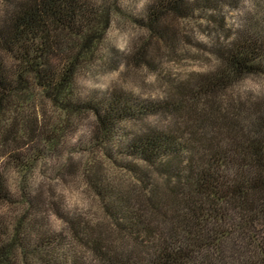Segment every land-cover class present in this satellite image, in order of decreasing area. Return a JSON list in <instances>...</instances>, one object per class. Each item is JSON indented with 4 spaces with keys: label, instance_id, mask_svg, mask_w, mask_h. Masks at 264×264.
Instances as JSON below:
<instances>
[{
    "label": "trees",
    "instance_id": "16d2710c",
    "mask_svg": "<svg viewBox=\"0 0 264 264\" xmlns=\"http://www.w3.org/2000/svg\"><path fill=\"white\" fill-rule=\"evenodd\" d=\"M97 1L0 0V149L28 171L39 160L31 144L57 146L89 115L91 143L123 173L84 168L103 217L57 208L56 226L46 194L24 181L13 191L0 164V209L15 211L0 212V264H264V100L237 93L242 78L264 73V40L219 44L216 67L170 79L162 99L124 88L84 97L79 74L112 21ZM219 7L150 0L132 61L153 66L162 49L177 51L183 21ZM38 99L60 113L52 129L31 115ZM153 116L169 125L144 122Z\"/></svg>",
    "mask_w": 264,
    "mask_h": 264
},
{
    "label": "rangeland",
    "instance_id": "374dc122",
    "mask_svg": "<svg viewBox=\"0 0 264 264\" xmlns=\"http://www.w3.org/2000/svg\"><path fill=\"white\" fill-rule=\"evenodd\" d=\"M149 1H97L112 9V21L97 57L79 74L77 83L81 96L124 88L142 100L162 99L170 79L181 80L216 67L218 62L214 48L219 44H227L241 35L264 40V0H219L220 7L214 17H196L181 23L183 40L177 51L171 53L162 49L155 54L157 63L153 66L137 63L132 61L131 55L135 46L147 38L138 20L143 17ZM237 90L244 97L251 92L254 98L264 100V73L245 76L239 81ZM24 114L28 115L26 111ZM31 115H38L40 125L48 129L60 122L57 109L49 101L41 99L37 100L36 109L31 110ZM83 118L73 123L59 145L50 148L44 143L31 144L27 155L39 160L28 171H22L10 157L14 150L0 149L3 153L0 164H4L2 167L11 189L18 191L24 181L29 188L37 187L45 193L50 200V220L56 226L61 225L57 208L64 212H83L91 220L103 217L94 193L82 178L84 168L102 165L116 181L123 178L119 167L109 162L102 151L91 143L92 120L89 115ZM144 122L169 125L168 119L163 116H153ZM138 124H129V127L134 128ZM126 177L130 183L131 178ZM51 200H54V204ZM0 210L4 214L14 215L15 212L9 207Z\"/></svg>",
    "mask_w": 264,
    "mask_h": 264
}]
</instances>
